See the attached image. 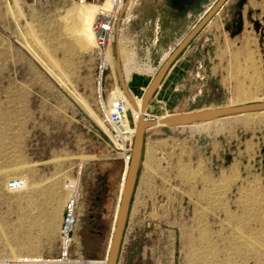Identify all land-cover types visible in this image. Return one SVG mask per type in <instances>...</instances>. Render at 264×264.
<instances>
[{
  "label": "rangeland",
  "instance_id": "374dc122",
  "mask_svg": "<svg viewBox=\"0 0 264 264\" xmlns=\"http://www.w3.org/2000/svg\"><path fill=\"white\" fill-rule=\"evenodd\" d=\"M151 2L126 0L99 84L90 26L105 0H0V264H52L60 256L58 231L53 257L18 258L27 241L17 232L54 221L53 207L41 219L35 187L66 200L71 177L80 181L79 219L63 259H105L125 163L110 144L102 103L119 84L117 63L121 77L122 63L126 76L142 75L145 59L132 58ZM244 13L241 36L221 29L210 45L218 56L210 61L223 67L211 81L223 91L196 99L194 110L264 100V0H246ZM207 142L222 148L211 156ZM15 177L27 187L10 191ZM117 264H264V111L145 133Z\"/></svg>",
  "mask_w": 264,
  "mask_h": 264
},
{
  "label": "crops",
  "instance_id": "0c3cea01",
  "mask_svg": "<svg viewBox=\"0 0 264 264\" xmlns=\"http://www.w3.org/2000/svg\"><path fill=\"white\" fill-rule=\"evenodd\" d=\"M220 14L216 13L211 17L202 30L196 36L194 35L195 37H192L172 59L159 85L145 105L144 113H148L151 109H155L160 115L194 111L192 105L196 99L223 91L219 81L216 84H213L215 81H211V76L222 72V61L218 60L217 63L210 61L211 54L214 58H218L210 45H217L224 33L227 32L224 27L225 21H222ZM201 15L202 12L193 15L186 14L181 17L173 13H162L158 8H154L152 12L146 10L143 18L137 24L135 37L138 55L133 56L132 59L137 57V62L142 59L152 61L157 64L158 72L162 64L197 25ZM218 21L219 24L214 25V22ZM182 28L190 30L184 34V31L181 32ZM221 29L224 30V33L221 32ZM217 34H219V39L216 37ZM178 37L180 40L175 44L174 41L178 40ZM174 44L175 46H173ZM121 70L123 71L122 77L119 72V63H117L119 84L116 82L115 86L107 89L106 97H109L112 91L121 89L129 96L140 95L141 98L150 81L156 75L146 77L131 70L129 76H126L123 63ZM150 129L145 130V133ZM207 144L213 149V151L209 150L211 156L222 148L221 145L218 146L214 142H207ZM35 190L38 195L35 201L38 204L41 219L47 217L50 207H53L55 217L54 221H34V224L28 225L26 233H21L20 229L17 232L18 240L27 241L26 247L24 246L22 249V255L18 254L17 257L28 258L26 261L53 257L55 251L53 243L57 240L65 201L63 198H50L46 187H35ZM21 234H23L22 239L20 238ZM15 240L16 237H13V241ZM20 251L19 253H21Z\"/></svg>",
  "mask_w": 264,
  "mask_h": 264
},
{
  "label": "built area",
  "instance_id": "2783aa9c",
  "mask_svg": "<svg viewBox=\"0 0 264 264\" xmlns=\"http://www.w3.org/2000/svg\"><path fill=\"white\" fill-rule=\"evenodd\" d=\"M120 1V4L118 5ZM113 7L110 9H99L96 13L92 30L94 33L95 48L98 53V65L99 81H101L102 74L110 66V63L105 59V54L108 50L111 52L112 34L115 24L119 20V15L126 3V0H112ZM117 3V4H116ZM123 27L120 28V32L123 31ZM157 65H152L147 59L142 62L140 67V73L147 77H152L157 72ZM136 98V96H133ZM128 99L126 94L121 89H116L110 93V96L105 104L102 103V110L105 117V122L109 127V140L112 149H115L119 156L123 159L125 165L129 162L131 156V150L133 145V138L135 133V125L129 123L127 113L130 112L127 109ZM131 113V112H130ZM145 118H148V114H143ZM132 117V115L130 116ZM134 120V119H133ZM135 121V120H134ZM13 184H15L13 186ZM26 186L25 179L22 177H15L7 183V187L10 191H20ZM63 188L67 192V198L63 204V214L59 227V238L61 253L57 258H68L67 252L71 244V236L75 230L78 219V199L80 195V181L78 177L67 178L64 181ZM69 259V258H68ZM72 260V259H70ZM106 258L98 261L97 263L105 264ZM64 263V262H62ZM71 263H78L73 260ZM81 264H86L81 262Z\"/></svg>",
  "mask_w": 264,
  "mask_h": 264
},
{
  "label": "water",
  "instance_id": "95a60500",
  "mask_svg": "<svg viewBox=\"0 0 264 264\" xmlns=\"http://www.w3.org/2000/svg\"><path fill=\"white\" fill-rule=\"evenodd\" d=\"M223 0H219L213 9L199 22L183 39L175 51L168 57V59L159 68L156 75L152 78L146 90L141 97V111L136 123L135 133L133 138V145L129 162L125 168L122 186L119 192L115 216L111 228L110 240L106 253L105 264H117L120 247L122 243L123 231L127 220L129 207L131 203L132 194L134 191L138 170L141 162V155L143 149V141L145 130L158 126L164 127H179L190 126L201 122H210L219 118L239 115L244 113H252L257 111H264V100L254 101L249 103L234 104L228 106H219L214 108L198 109L194 111H185L172 114H164L157 117L145 118V105L152 96L154 90L159 85L164 73L169 67L172 59L182 49V47L197 33L201 25L217 10ZM130 117L131 113L128 112Z\"/></svg>",
  "mask_w": 264,
  "mask_h": 264
},
{
  "label": "flooded vegetation",
  "instance_id": "af4514ba",
  "mask_svg": "<svg viewBox=\"0 0 264 264\" xmlns=\"http://www.w3.org/2000/svg\"><path fill=\"white\" fill-rule=\"evenodd\" d=\"M211 0H152V8H158L162 13H173L180 15L181 17L186 14H196L201 13V10L205 7L206 3ZM219 0H213L207 9L205 8L202 12L200 20L213 9L214 5ZM246 0H223L216 11L201 25L200 29L197 31L195 36L202 30L206 23L213 17L216 13H221L225 20V29L229 34L231 39L241 36L245 30V18L244 5ZM150 7V6H149ZM254 27L257 29V23L254 22ZM193 36V37H195Z\"/></svg>",
  "mask_w": 264,
  "mask_h": 264
},
{
  "label": "bare ground",
  "instance_id": "6f19581e",
  "mask_svg": "<svg viewBox=\"0 0 264 264\" xmlns=\"http://www.w3.org/2000/svg\"><path fill=\"white\" fill-rule=\"evenodd\" d=\"M88 3H90V2H88ZM81 4H87V2H82ZM117 4V3H116ZM119 5H121L120 4V1H119V3H118V5H116V7H118ZM111 7H113V2H112V0H105V4L104 5H95V8H94V15H93V20H94V17H95V15H96V13L98 12V10L99 9H110ZM93 20H92V23H93ZM92 23H91V26H90V34H91V38H92V44L93 45H95V41H94V33H93V30H92ZM110 50H108L107 52H106V54H105V59L110 63V60L112 59H110ZM126 69L129 71V69H128V67H126ZM101 82L99 81V84H100ZM119 90V89H118ZM127 99H128V104H127V109H128V107L131 109V111L128 109V111H130L131 112V115H132V118L136 121L137 120V118H138V116H139V114H141L142 113V111H141V100H139V99H137V97L136 98H134L133 97V99H131V98H129V97H127ZM100 101H102V99L100 98ZM258 112H263V111H257V112H252V113H258ZM244 114H249V113H244ZM240 115H242V114H240ZM220 119V118H219ZM217 120V119H216ZM216 120H213V121H216ZM213 121H210V122H201V123H197L196 125H203V124H208V123H211V122H213ZM192 125H195V124H192ZM191 126V125H190ZM128 164V163H127ZM126 166L127 165H125V168H126ZM25 182H26V180H25ZM15 184H13V186H14ZM26 187H27V183H26ZM66 260V259H65ZM54 261V262H53ZM68 261V260H67ZM73 260H71L70 262H72ZM77 260H75V262H76ZM104 261V260H103ZM48 262H50V263H52V264H60V263H62V262H64V263H69V262H65L64 261V259L63 258H56V259H51V260H48ZM82 262H84V263H86V264H92V263H97L98 261H95V260H82ZM78 263H81V261L80 262H78Z\"/></svg>",
  "mask_w": 264,
  "mask_h": 264
},
{
  "label": "trees",
  "instance_id": "16d2710c",
  "mask_svg": "<svg viewBox=\"0 0 264 264\" xmlns=\"http://www.w3.org/2000/svg\"><path fill=\"white\" fill-rule=\"evenodd\" d=\"M142 156V155H141ZM140 167V166H139Z\"/></svg>",
  "mask_w": 264,
  "mask_h": 264
}]
</instances>
